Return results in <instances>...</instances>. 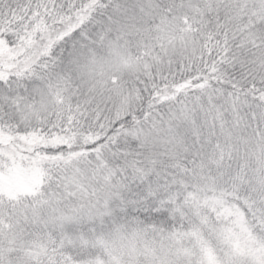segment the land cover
I'll return each instance as SVG.
<instances>
[{
  "label": "snow or ice",
  "instance_id": "6c2138e0",
  "mask_svg": "<svg viewBox=\"0 0 264 264\" xmlns=\"http://www.w3.org/2000/svg\"><path fill=\"white\" fill-rule=\"evenodd\" d=\"M0 264H264V0H0Z\"/></svg>",
  "mask_w": 264,
  "mask_h": 264
}]
</instances>
